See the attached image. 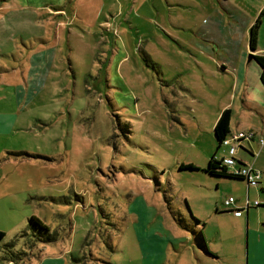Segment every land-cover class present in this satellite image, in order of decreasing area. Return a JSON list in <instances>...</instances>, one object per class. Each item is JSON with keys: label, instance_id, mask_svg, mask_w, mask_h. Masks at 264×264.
Listing matches in <instances>:
<instances>
[{"label": "rangeland", "instance_id": "374dc122", "mask_svg": "<svg viewBox=\"0 0 264 264\" xmlns=\"http://www.w3.org/2000/svg\"><path fill=\"white\" fill-rule=\"evenodd\" d=\"M224 1L239 11L223 16L233 25L263 12L264 0ZM218 8L217 0H0V264L36 262L47 243L32 218L64 239L70 264L91 256L141 264L129 214L152 209L181 236L179 264H228L232 243L248 251L264 207L239 222L224 203L244 199L246 187L237 196L232 181L185 168L207 166L219 145L215 120L231 80L218 42L236 32L243 51L249 42L243 27H211ZM259 38L264 49V17ZM43 58L33 77L31 62ZM246 122L264 126L255 113ZM226 154L220 147L216 157ZM219 229L228 238L220 258L208 241ZM254 233L251 256L264 263V234Z\"/></svg>", "mask_w": 264, "mask_h": 264}, {"label": "crops", "instance_id": "0c3cea01", "mask_svg": "<svg viewBox=\"0 0 264 264\" xmlns=\"http://www.w3.org/2000/svg\"><path fill=\"white\" fill-rule=\"evenodd\" d=\"M217 1L219 4V8L215 10V13L212 17L211 27H229V28L237 27L238 30L240 27H243L244 32L246 34L249 33V39H250V29L254 23L248 21L247 23L242 24L241 22L237 21L233 25L231 19H235L239 11L234 7L233 4L229 3V1H224V0L223 1L217 0ZM219 9H221L222 12L217 11ZM261 10L264 11V5L258 8L257 13H260ZM227 15L230 16L231 18L230 19L229 17H227L229 21H225L226 19L225 16ZM223 16L225 17V19L223 18ZM262 17H264V14ZM229 34L230 33H228L226 37L222 39L223 41L220 40L218 42V47L225 52V55L222 58L224 61L221 66V70H222L221 73L222 75H227L228 78L231 80V86L229 89L230 101L224 106H222L220 114L224 110L227 109L232 110L233 116L231 120V133H237L240 131H253L256 134V137H264V126L261 129H255L254 128L255 126L253 124H249L248 122H246L248 117V112L255 113L264 120V85L261 81V68L256 61L248 60L249 54L251 53L249 42L247 46V51H243L242 45L245 43V41L244 40L241 41V39H243L244 36L239 34L238 32L232 34L231 36H229ZM254 54L256 56L264 55V49L260 47V38L258 41L257 51ZM46 60L47 59L43 58L42 60L32 61L31 62L32 66L30 68L29 73H32V76L35 77L34 75H36L38 72H41L42 67H44V62ZM13 88L17 89V91L19 90L24 91L25 89L24 86L19 83H16V86ZM16 94L18 93L16 92ZM234 105L237 106L239 112L234 111ZM3 111L4 110L0 107V117L4 114ZM218 118L215 120L216 122ZM233 125L235 127L234 130H233ZM245 142L246 141L242 143V150H240L239 153H242L246 157L244 156L240 157L238 153L237 159L242 164L244 163L250 164L252 163L251 161L253 160L252 154L259 152L260 148L257 141H254L252 143L248 142L249 146H246ZM260 153L263 156L260 154L258 160L255 162V167L253 166L255 170L260 171L262 173V179L260 181L259 186L248 188L246 181L242 180L241 178L218 177L220 179H226L232 181L233 183L231 186L232 187L234 186L233 188H236V191H232L231 193L237 196L243 194V188L241 187L242 186L246 187L245 198L235 199L237 201L236 204L231 208L226 207V212L231 213L232 217L239 222H243V220L245 219L247 225L250 222L251 210L256 209L257 211H259L258 208L264 207V200H259V198H261L262 195L264 196V160H263L264 147L262 148ZM225 156H227V154ZM260 158L261 160L259 161ZM191 165H193L196 168V170H199L200 168L203 169L207 168L206 164H204L203 166H200L201 164H191ZM238 166L240 165L238 164ZM247 197H249L251 202L259 201L261 205L258 207L250 208L248 212L244 211L241 217L235 216L234 214L235 210L244 209V205ZM142 205L143 203L140 204V206ZM146 209H147V205H146ZM139 211L142 212V210ZM152 211L151 212L153 213V217H152V213L151 216L149 215L147 216V214L144 215V212H142L144 216H141L137 213L139 215L137 217L134 214L132 215L129 214V217L132 218L134 225V236L140 250V256L142 259L141 264H179L180 260L177 259L176 246H178V241H180L181 236L173 234L172 231H168L167 228H164L163 220L161 217L159 218L158 221L159 223H157V218L155 217L157 211L156 209L155 210L152 209ZM217 212L219 213V210H217ZM156 224H158L159 226H157L153 230L152 228ZM263 225L264 224H257L256 225L257 228H251L249 226V230H248L249 248L246 253L244 246H241L240 248L239 245H236L234 243L231 244V250L229 252L230 260L228 264H264L257 261L254 257L251 256V255L253 256L255 255L251 251V243H250L251 231L255 232L254 233L255 235L256 233H258L260 235V239L262 238V235L264 234ZM148 230H150V232H148ZM192 231L195 234V238H197V236L200 235L198 233V230H192ZM239 233H240L239 231L234 233L233 235H231L230 238H234V237L240 238ZM225 239L228 238L226 237L222 229H219L216 232V234L211 235L208 238V241L212 247V251L214 252L215 255L219 256V258L221 257V252L219 250L218 244L219 242H222ZM63 240L64 239L62 238L59 239L57 242L46 244V246H44L43 249H41L40 246L38 251L41 253L35 258L36 262L34 263V260H30L29 264H70L68 260V255H69L68 247L67 245H65V247L63 248L61 244V241ZM190 245H195L193 244L191 236H190ZM200 248H202V246ZM202 249L204 250V248ZM254 252H256V249H254ZM225 254L227 255V253ZM205 255L210 256L207 253H205ZM210 257L213 258L212 256ZM91 258L93 259L94 256H91ZM95 259L100 261V259L98 258ZM92 262L93 261H88L86 263L92 264ZM10 263L12 262H9L8 264ZM108 263L109 262H107V264Z\"/></svg>", "mask_w": 264, "mask_h": 264}, {"label": "trees", "instance_id": "16d2710c", "mask_svg": "<svg viewBox=\"0 0 264 264\" xmlns=\"http://www.w3.org/2000/svg\"><path fill=\"white\" fill-rule=\"evenodd\" d=\"M264 14V11L261 13V15L258 17L256 22L252 25L250 29V39H249V45L250 49L254 52L257 51L258 47V41H259V35H260V29L262 25V16ZM257 63L259 64L261 68V81L264 85V55L260 56H255ZM232 110L227 109L222 111L220 114L215 127H214V134L219 142V145L217 147L216 152L219 150L221 147V142L231 133V120H232ZM24 154L20 153L17 154L16 156H22ZM185 168H190L191 170H196V168L193 165H189ZM204 171L214 177H227V178H239L237 176H232L228 174L227 167H225L220 160L217 159L216 153L215 155L210 159L207 168L204 169ZM34 224L39 226L38 228L41 230L37 241L38 242H44L47 244L57 242L59 240V237L57 234H51L50 229L45 226L40 220L36 218L31 219ZM6 234L2 231H0V242L4 239ZM201 246L202 248H205V240L204 237L201 235ZM82 260H85L86 262L88 261H93L94 259H88L87 257L83 258ZM110 264V263H108Z\"/></svg>", "mask_w": 264, "mask_h": 264}, {"label": "built area", "instance_id": "2783aa9c", "mask_svg": "<svg viewBox=\"0 0 264 264\" xmlns=\"http://www.w3.org/2000/svg\"><path fill=\"white\" fill-rule=\"evenodd\" d=\"M244 141L254 142L257 141L259 145V152H256L257 155L261 152L264 147V138L256 137V134L253 131H240L237 133H230L222 142L221 147L227 148V156L220 159L221 163L227 167V172L229 175L237 176L244 181H246L248 188L257 187L260 185V181L262 179V173L254 169L253 164L240 163L237 159V155L242 147V143ZM253 153V152H252ZM253 159H255V154H252ZM219 160V159H218ZM238 164L240 166H238ZM235 198L231 197L227 199L224 203L225 207L231 208L236 204ZM259 201L251 202L249 197H247L244 205V209H238L234 211L235 216L241 217L243 212H248V210L252 207L260 206Z\"/></svg>", "mask_w": 264, "mask_h": 264}, {"label": "water", "instance_id": "95a60500", "mask_svg": "<svg viewBox=\"0 0 264 264\" xmlns=\"http://www.w3.org/2000/svg\"><path fill=\"white\" fill-rule=\"evenodd\" d=\"M254 53H255V52L251 50V53L249 54V61L254 60V61L257 62V60H256V58H255L256 55H255ZM240 150H242V147L240 148ZM242 180H243V179H242ZM202 236H203V235H202ZM204 252L207 253V254H209V249L207 248L206 243H205ZM209 255H210V254H209Z\"/></svg>", "mask_w": 264, "mask_h": 264}]
</instances>
